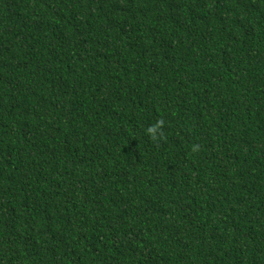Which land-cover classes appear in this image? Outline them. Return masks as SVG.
<instances>
[{
  "label": "trees",
  "instance_id": "obj_1",
  "mask_svg": "<svg viewBox=\"0 0 264 264\" xmlns=\"http://www.w3.org/2000/svg\"><path fill=\"white\" fill-rule=\"evenodd\" d=\"M0 264H264V0H0Z\"/></svg>",
  "mask_w": 264,
  "mask_h": 264
},
{
  "label": "clouds",
  "instance_id": "obj_2",
  "mask_svg": "<svg viewBox=\"0 0 264 264\" xmlns=\"http://www.w3.org/2000/svg\"><path fill=\"white\" fill-rule=\"evenodd\" d=\"M163 123L164 122L161 120V121H158L152 124L150 127L146 129L147 134L153 139H157L158 134L162 136L163 135L162 133Z\"/></svg>",
  "mask_w": 264,
  "mask_h": 264
}]
</instances>
